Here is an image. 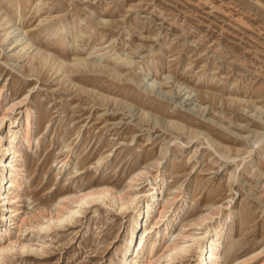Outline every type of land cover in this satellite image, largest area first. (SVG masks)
<instances>
[{"label": "rangeland", "instance_id": "374dc122", "mask_svg": "<svg viewBox=\"0 0 264 264\" xmlns=\"http://www.w3.org/2000/svg\"><path fill=\"white\" fill-rule=\"evenodd\" d=\"M4 113L0 264H119L160 183L128 264H264V0H0Z\"/></svg>", "mask_w": 264, "mask_h": 264}, {"label": "bare ground", "instance_id": "6f19581e", "mask_svg": "<svg viewBox=\"0 0 264 264\" xmlns=\"http://www.w3.org/2000/svg\"><path fill=\"white\" fill-rule=\"evenodd\" d=\"M12 34H14V33L8 32L6 35V39L10 40V36ZM15 39H16V41L12 42L13 44H16L20 40L19 37H15ZM21 46H22V51L24 52V50L26 49V46H25V44L20 45V47ZM145 115H146V113H145ZM7 117H8V115L6 113H4L0 116V130L4 126ZM26 122H27V125H26L25 131H28L29 126H31V122H29V118L27 119ZM21 136H22L21 133H17L15 139L22 140ZM3 138H4L3 136L0 137V144L3 143V141H2ZM11 144H12L11 142H9L8 144L5 143L0 148V200L2 202L5 201V203L8 199V197L5 194L6 186L9 183L13 182L12 178H11V180H9V168L11 167V161L10 160L12 158V155L14 154ZM6 158H7V161H6ZM148 183H150V182H148ZM161 184L162 183H160V185L156 186L155 188L153 186L152 187V189L154 188L153 192L150 191L148 193L146 191H143V192L135 194L130 199L132 206L134 207L133 208V215L131 217L132 219L130 220V223H129L130 226H129L128 232H127V243H126L127 245L121 251L122 260L119 261V264H128L129 261H131L133 259V255H135L136 258H140V256L144 252V246L142 244L144 237H143V234L141 235L142 230H140V233H137V231H138L139 227H141L140 221L142 219H144V218L150 219V215L152 214V210H153V203L157 202L159 196L162 194L161 193V191H162V185ZM105 191L106 190H103V192L91 193V195H100V199H101L102 198L101 194L104 193ZM145 196L148 197V202L146 204V208H145V204L144 203L142 204V200H140V202L137 203L139 197H145ZM87 197L88 196H85V198H87ZM82 201L83 200H80L79 202L81 203ZM121 209H123V208H121ZM6 210L9 212L8 208H6ZM178 212H179V209L176 210L174 217L177 216ZM166 213H167L166 207H164L162 210L159 211V215L161 217L166 216ZM9 215H10V213H9ZM7 217L8 216H6L5 213L2 215V219L4 222L7 221V219H8ZM216 225H217L215 227L216 235L213 238H211L209 236V233L211 231V227H207L206 230H204V232L202 233V236L200 237V239L198 241V243H200L198 248H197V253H196L198 255V257L200 258V261L198 264H217L220 260V252L222 250L221 249L222 248V240H223V236H224V229H225L226 221L222 220ZM181 234L182 233L178 234V236ZM174 240H175V233H169V232L165 233V235L161 239L162 244L167 245V249H166L167 251L165 253V256L168 258H171V259H174L175 255H177V254L183 255L190 248V246L187 245V242H185V243L177 242L176 243V241H174ZM133 245H134V248L132 250ZM4 250L5 249L0 250V254H2ZM1 261L2 260L0 259V262ZM130 264H132V263L130 262Z\"/></svg>", "mask_w": 264, "mask_h": 264}]
</instances>
